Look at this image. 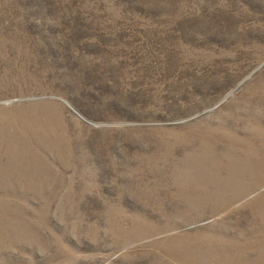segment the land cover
Returning a JSON list of instances; mask_svg holds the SVG:
<instances>
[{
  "label": "rangeland",
  "instance_id": "1",
  "mask_svg": "<svg viewBox=\"0 0 264 264\" xmlns=\"http://www.w3.org/2000/svg\"><path fill=\"white\" fill-rule=\"evenodd\" d=\"M0 264H264V0H0Z\"/></svg>",
  "mask_w": 264,
  "mask_h": 264
},
{
  "label": "bare ground",
  "instance_id": "2",
  "mask_svg": "<svg viewBox=\"0 0 264 264\" xmlns=\"http://www.w3.org/2000/svg\"><path fill=\"white\" fill-rule=\"evenodd\" d=\"M1 185V184H0Z\"/></svg>",
  "mask_w": 264,
  "mask_h": 264
}]
</instances>
